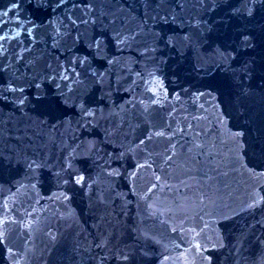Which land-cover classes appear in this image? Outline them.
Here are the masks:
<instances>
[{"label":"water","instance_id":"1","mask_svg":"<svg viewBox=\"0 0 264 264\" xmlns=\"http://www.w3.org/2000/svg\"><path fill=\"white\" fill-rule=\"evenodd\" d=\"M260 196L264 0H0V264H264Z\"/></svg>","mask_w":264,"mask_h":264},{"label":"snow or ice","instance_id":"2","mask_svg":"<svg viewBox=\"0 0 264 264\" xmlns=\"http://www.w3.org/2000/svg\"><path fill=\"white\" fill-rule=\"evenodd\" d=\"M244 39L247 40L248 37L245 36ZM261 202H264V196H260L259 199L252 200L248 206L249 207L256 206L258 203H261Z\"/></svg>","mask_w":264,"mask_h":264}]
</instances>
